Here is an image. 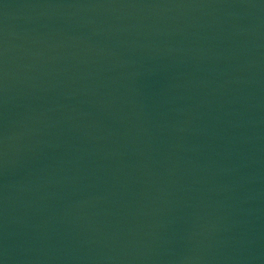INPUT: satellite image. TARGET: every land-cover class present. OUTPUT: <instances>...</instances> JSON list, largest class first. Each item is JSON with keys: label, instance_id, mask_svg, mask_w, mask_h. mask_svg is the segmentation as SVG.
Listing matches in <instances>:
<instances>
[{"label": "water", "instance_id": "obj_1", "mask_svg": "<svg viewBox=\"0 0 264 264\" xmlns=\"http://www.w3.org/2000/svg\"><path fill=\"white\" fill-rule=\"evenodd\" d=\"M0 264H264V0H0Z\"/></svg>", "mask_w": 264, "mask_h": 264}]
</instances>
